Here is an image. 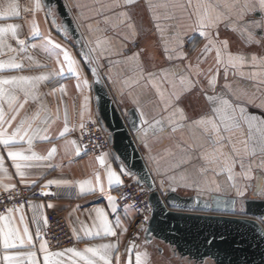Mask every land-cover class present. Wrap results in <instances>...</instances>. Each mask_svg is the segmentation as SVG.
<instances>
[{
    "label": "crops",
    "instance_id": "0c3cea01",
    "mask_svg": "<svg viewBox=\"0 0 264 264\" xmlns=\"http://www.w3.org/2000/svg\"><path fill=\"white\" fill-rule=\"evenodd\" d=\"M8 2L9 0H0V6ZM15 2L19 5V17L0 19V26L18 25L17 37L23 39L25 45H19L17 40L11 37V33L6 34L5 47L3 54H0V60L8 61L15 58L23 67L6 68L0 71V78L51 74L48 80L36 84L34 94L39 97L37 100L28 97L27 103H24L23 92L19 89L13 90L19 101L24 103V107L19 111L12 127L19 124L21 119L32 117L39 110L40 118L33 121L32 126L46 129L48 139L34 138L31 151L26 139L10 146L12 151H23L26 155L34 151L37 155L46 157L44 160L22 162L30 165L23 169L26 173V181L23 184L7 156L9 149L0 145V155L4 156L5 167L12 177L8 180L0 173V184L28 186L31 180H36L35 186H44L48 181L57 179L67 180L70 183L51 185L63 188L68 198L43 202L40 208L36 206L18 208L11 213L12 222L20 229L21 235L25 224L27 225L33 242L31 245L25 243L13 249H4L0 244V264H7L3 259L5 255L16 256V264H31L33 259H36L38 264H44V255L53 252H50L47 243V252L41 251L40 244L45 239L39 231V225L47 222L49 213H63L66 216L76 237V244L71 248L78 251H83L86 247L110 244L113 245L108 250L111 264H137V256H139V264H172V261L167 259L171 251L169 247L164 246L165 252L160 253L153 244L146 245L145 240L139 247L131 244L130 228L136 213L130 206H123L119 202V190L124 184L125 175L121 169L124 168L126 173L128 171L114 150L102 155H93L85 153L82 148V132L89 121L99 119V112L95 102L93 78L83 60L80 48L65 31L56 8L49 6L46 0H39L40 9H35L36 0H15ZM65 2L118 108L125 115L130 110L138 113L141 123L135 134L136 143L160 191H175L185 197L196 196L204 200H210L213 195L224 196L237 200L238 206L246 200H264V194H261L264 191V164L261 163L264 156L259 152L256 155H249L244 151L242 141L247 139L248 130L243 120L240 121L239 130L223 133L226 137L231 136L236 149L240 150V155H236L232 145L228 144L227 140L224 141L226 146L223 151L236 161L231 172L232 180L228 179L229 173L224 167L223 157L211 165L203 158L201 153L211 151L212 145L203 129L194 127L191 123L204 116H214L212 111L214 104L206 99V95L223 96L228 99L236 108L237 116H239V107H244L247 114L255 115L257 119L264 118V41L248 42L240 31H231L221 24L219 38L228 41V51L244 55L249 59L242 67L235 69L229 67L227 78L224 68L221 67L215 90L212 91L208 87L209 77L216 75L215 50L207 54L203 53L206 41L198 35L195 28L196 16L189 13L195 12L197 4L215 6L223 5L229 0H192V7L188 11L175 7L186 0H136V3L127 7L123 6L124 0H65ZM149 5L153 7L150 9ZM26 8L31 10L25 11ZM223 10L222 7L215 9V11ZM200 11L203 13L204 8ZM209 11L212 12L213 9ZM122 12H127L128 18L120 16ZM154 17L158 18L159 24L164 28L170 48L175 47V41L170 33L181 34L184 39L183 52L186 53V59L169 61L165 57L160 35L154 27L157 22ZM261 18H264V13L259 11L248 17L256 20ZM129 24L134 26L135 35ZM33 25L37 26L39 34L33 33ZM254 31L258 40L264 37V30L254 29ZM48 38L54 44L61 45V48L57 49L47 44ZM97 41H106L105 48H110L111 53L99 54L101 49L97 48ZM137 44L139 46L135 48ZM7 45H11L15 51H9ZM32 45L36 47L33 48ZM90 46L95 50H90ZM62 50H66L76 61L79 76L68 72L67 63L63 62ZM134 52L140 53L139 63L142 65L140 68L135 67V62L128 59ZM252 56L257 59L252 61L250 59ZM172 65L188 68L191 71V78L199 81V87L192 93L185 94L178 105L183 109L187 120L180 121L182 127H177L174 132L168 121L171 107L168 106L165 110L164 101L160 99L155 89L145 79H141V76L146 75L148 71L157 72ZM61 66L64 68L63 75H56ZM197 72L200 74L197 75ZM241 72L243 75H240ZM85 80L86 85L83 83ZM225 84L231 87L225 88ZM61 86L64 88L63 93L59 90ZM11 87L5 86L6 89ZM176 90H179V85ZM171 91L172 89L169 88V92ZM85 97H87L86 108L82 107L85 104ZM164 99H168V93L165 94ZM41 105L44 107L41 108ZM3 107L6 118L10 117L13 113L8 109L6 102ZM141 112L144 114L143 120L147 123L143 122ZM45 119L49 121L47 125L43 123ZM156 121L161 123L156 124ZM81 124L84 125L83 129L80 127ZM66 126L69 131L61 136ZM53 147L56 152L47 158L48 152ZM99 157L104 158L103 165L100 164ZM201 168H211L215 171L201 172ZM109 169L121 175L122 184L113 183L109 186L107 181ZM97 175L100 178L99 182ZM87 181L91 182L94 191L89 194L88 185L85 184V193L81 194L80 185ZM0 190L3 188L0 187ZM238 191H242L243 195H239ZM104 196L105 198L96 203L83 205L87 200ZM108 197L114 198L112 205L116 208L115 212L112 211ZM97 209H104L116 235H106L98 228ZM21 215L24 217V223L20 222ZM117 220L120 221L119 226L116 224ZM262 224L264 226V220ZM85 228L90 229L93 234L86 235ZM98 230L100 234L95 235ZM30 252L35 253V257L29 256ZM70 255L68 253L59 259L68 264ZM79 264H83V261H79Z\"/></svg>",
    "mask_w": 264,
    "mask_h": 264
},
{
    "label": "snow or ice",
    "instance_id": "6c2138e0",
    "mask_svg": "<svg viewBox=\"0 0 264 264\" xmlns=\"http://www.w3.org/2000/svg\"><path fill=\"white\" fill-rule=\"evenodd\" d=\"M136 3V0H124V7L131 6ZM41 5L39 0L35 2V9H40ZM150 9L153 7L149 5ZM175 7L188 11L189 8L192 7V0H186V2L179 3L175 5ZM223 8V11H215V9ZM204 8L203 13H201L200 9ZM195 12L189 13V15L196 16V25L195 28L198 31V35L206 41L205 47L203 49V53L207 54L212 50H215V60H216V75H212L208 79V87L212 91L215 90L217 76L219 74V69L221 67L224 68L225 78L228 75V69L231 67L235 69L237 67H242L244 63L247 62L249 58L245 57L241 54H233L228 51V41L220 40L219 38V28L220 25L226 29L231 31H240L241 35L251 43H261L264 41V37L261 39H257L256 32L254 29L264 30V18L260 20L256 19H248L250 14L256 13L259 11L260 13H264V0H229V2L224 3L223 5H200L197 4L195 6ZM209 9H213L212 12ZM31 9L26 8L25 11H30ZM19 5L15 2V0H9L6 5L0 6V19H6L9 17H19ZM120 16L128 18L127 12L120 13ZM157 22L154 24L157 33L160 35L161 42L163 44V52L165 57L169 61H174L177 59H186V53L183 52L184 39L179 33H170L172 38L175 41V47L170 48L168 46L169 41L165 36L164 28L159 24L158 18H155ZM18 25L9 24L7 26H0V54H3L4 38L6 34L11 33V37L17 40V43L21 46L25 45V41L23 39H18L16 29ZM129 28L132 29L133 34L135 35V29L132 24H129ZM59 30V29H58ZM32 31L34 34H39V30L36 25H33ZM191 40V37H189ZM107 42L97 41V48L101 49V53L99 54H110L111 49L105 48V44ZM135 43V41H133ZM47 44L52 45L54 48H61V45L54 44V42L48 38ZM33 48L36 45H32ZM9 51H15L12 49L11 45H7ZM22 50L23 47H22ZM90 50L94 51L95 49ZM63 51V62L67 63L68 72L74 73L79 76L76 67V61L72 59L69 53L66 50ZM98 54V55H99ZM139 52H134L131 57L128 59L135 62V67L140 68L142 65L139 63ZM31 59V57H29ZM252 61H255L257 57L252 56L250 58ZM85 61L90 62L88 60L87 55H85ZM59 62V61H58ZM111 63V61H110ZM39 66V65H38ZM23 65L17 63L15 58H11L8 61L0 60V71L4 69H20ZM94 76L97 75V68L93 67L90 69ZM64 68L61 66L60 70L56 73V75H63ZM187 73V74H185ZM200 73L197 72V75ZM51 74L48 75H39V76H13L9 78H0V145H3L5 149H9L7 151L8 158L12 161L13 167L15 168L16 174L20 177L21 183H25L26 181V173L23 171L25 167H29L30 165H26V161L33 160H44L46 157L37 155L34 151L31 152L30 155L24 154L23 151H12L10 149L11 145L17 144L21 141H25L29 145V151H31V146L33 143V139L39 137L41 139L47 140L48 136L46 134V129H42L40 127H33L32 122L40 118V111L37 110L32 117H25L21 119L19 124H17L14 128L12 124L16 121L17 116L19 115V111L24 107V103H27V98L32 97L34 100L39 99L37 95H35L36 84L41 81H46L50 78ZM240 75H243L241 72ZM141 79H145L146 82L155 89L157 95L161 100L164 101L165 110L167 107H171V113L168 116V121L172 125V131H176L177 127H182L180 121L187 120L186 115L182 108H179L178 105L185 94H190L195 91L199 87V81L191 78V71L188 68H181L179 65H172L171 67L161 68L157 72L148 71L146 75H142ZM99 82V81H97ZM138 82V81H137ZM85 85L87 81L83 82ZM126 84L128 82H125ZM12 86L11 89H6L5 86ZM177 85H179V90L177 89ZM79 88L80 85L78 84ZM225 88H230L231 86L225 84ZM169 88L172 89L169 92ZM14 89H19L23 92L25 97L24 103L19 101L18 96L13 91ZM62 93L64 92L63 86L59 89ZM168 93V99L165 100V94ZM206 99L211 101L214 104L212 109L214 116H204L200 119L192 121V125L194 127H201L204 133L207 134L209 143L212 145L211 151L202 152L201 155L204 159L209 162V165L216 163L219 161L221 157L224 158V167L228 171V179L232 180V168L235 166L236 161L226 154L223 149L225 148L224 141L227 140L228 144L232 145V150L236 155H240V150L236 149L235 143L233 142L231 136H224L223 133H231L234 130H239L241 128L240 121L243 120V123L247 125V139L242 141L244 144V151L249 155H256L259 152L262 156H264V118L257 119L255 115L247 114L246 109L244 107H239V116L236 115V108L232 106L228 99L223 98V96H207ZM7 103L8 109L13 114L6 118L5 109L3 107L4 103ZM250 103L252 101H249ZM44 105H41L43 108ZM82 107H87V97H85V104ZM143 112H141V117L143 120ZM144 123H147L146 120H143ZM45 125L49 123L47 119L43 121ZM161 121H156V124H160ZM80 127L83 129L84 125L81 124ZM69 131L66 126L61 132V136H64ZM74 143V142H73ZM56 152L55 147H53L48 152V157L50 158ZM77 154H79V148H77ZM99 162L101 165L104 164V158L99 157ZM261 163L264 164V159L261 160ZM244 165L241 162V168ZM215 171L214 169L201 168V172L205 171ZM121 172L124 174L126 170L124 168L121 169ZM0 173L3 174V178L11 180V176L8 174V170L5 167L4 156L0 155ZM99 175H97V182H99ZM175 179L174 177L172 178ZM183 179V177L181 178ZM107 181L109 186L113 183L120 185L122 184L121 175H118L115 171L109 169L107 172ZM70 182L67 180H50L44 186H42V195H46L48 193L43 191V188H47L51 185H67ZM36 180H31L28 186H35ZM85 184L88 185L87 192L91 194L94 189L91 187V182H83L80 185L81 194L85 193ZM0 187L3 188L4 191L9 192V199L12 198L11 192L15 189V185L10 184H0ZM103 189L101 188V191ZM259 190V189H258ZM239 195H243L242 191H238ZM264 194V191L261 192ZM110 205H112L113 197H108ZM52 205H49L51 207ZM17 209H8L7 212L9 215H0V244L3 245L4 249H13L18 246H23L25 243L32 244L33 237L29 233V229L25 224L23 228V235H21V231L18 227L13 224V217L11 213L16 211ZM112 211L115 212L116 208L112 205ZM97 217L99 219V229H102L106 235H116L113 230L111 224L108 221V218L105 214L104 209L96 210ZM20 222L24 223V217L21 215ZM46 223V221H45ZM117 226H119L120 221H116ZM75 231V230H74ZM86 235H92L90 229H84ZM95 235H99V230L94 233ZM37 237H39V232H37ZM26 238V239H25ZM46 241L40 244L41 251L47 252ZM113 245L105 244L100 245L98 247H86L83 251H78L75 248H69L64 250L63 252L56 253H48L44 255V264H65V262L60 257H64L66 254L70 253L68 259V264H79V261H83V264H111L109 260V252ZM29 256L35 257V253H28ZM55 257V259H53ZM78 258V259H77ZM4 261L7 264H16L17 257L16 256H8L5 255L3 257ZM31 264H38L36 259L31 261ZM137 264H139V256H137Z\"/></svg>",
    "mask_w": 264,
    "mask_h": 264
},
{
    "label": "water",
    "instance_id": "95a60500",
    "mask_svg": "<svg viewBox=\"0 0 264 264\" xmlns=\"http://www.w3.org/2000/svg\"><path fill=\"white\" fill-rule=\"evenodd\" d=\"M56 8L63 27L80 48L92 75L99 120L109 132L113 150L127 173L151 192V218L145 231V244H158L159 252L169 247L176 257L195 263L264 264V200L235 199L213 195L210 200L160 191L136 143L140 117L135 110L127 115L118 108L98 66L88 51L65 0H46ZM87 55L90 62L85 61ZM97 68L94 76L91 68ZM99 81V82H97ZM165 246V247H164Z\"/></svg>",
    "mask_w": 264,
    "mask_h": 264
},
{
    "label": "built area",
    "instance_id": "2783aa9c",
    "mask_svg": "<svg viewBox=\"0 0 264 264\" xmlns=\"http://www.w3.org/2000/svg\"><path fill=\"white\" fill-rule=\"evenodd\" d=\"M139 45L137 44L135 48ZM82 148L85 153L102 155L112 151L113 146L109 132L104 128L98 118L89 121L81 136ZM42 185L16 186L11 192L0 190V215L8 214V209L40 208L43 202H52L66 196L63 188L49 186L43 188L48 193L41 194ZM151 192L139 184L135 175H124V184L119 190V202L123 206H130L136 213V217L130 228V241L135 247H139L144 241L148 221L151 218L152 207L150 203ZM104 197L83 202L84 206L91 205ZM39 231L49 246L50 252L56 253L73 247L76 237L70 223L63 213H49L47 222L39 225Z\"/></svg>",
    "mask_w": 264,
    "mask_h": 264
},
{
    "label": "flooded vegetation",
    "instance_id": "af4514ba",
    "mask_svg": "<svg viewBox=\"0 0 264 264\" xmlns=\"http://www.w3.org/2000/svg\"><path fill=\"white\" fill-rule=\"evenodd\" d=\"M158 244H160L161 245V243H159V242H155L153 245L156 247V249H158L159 250V248H158ZM173 257V258H172ZM169 258V260L170 261H179V263L178 264H214V262L213 261H211V260H207V261H205V262H203V263H195V262H192V261H190L189 259H181V258H179V257H176L175 256V254L173 253V252H171V251H169V253H168V257H167V259Z\"/></svg>",
    "mask_w": 264,
    "mask_h": 264
},
{
    "label": "rangeland",
    "instance_id": "374dc122",
    "mask_svg": "<svg viewBox=\"0 0 264 264\" xmlns=\"http://www.w3.org/2000/svg\"><path fill=\"white\" fill-rule=\"evenodd\" d=\"M151 245H152V244H151ZM178 263H179V261H177V260L172 262V264H178ZM160 264H163V263H160ZM169 264H170V263H169Z\"/></svg>",
    "mask_w": 264,
    "mask_h": 264
},
{
    "label": "trees",
    "instance_id": "16d2710c",
    "mask_svg": "<svg viewBox=\"0 0 264 264\" xmlns=\"http://www.w3.org/2000/svg\"><path fill=\"white\" fill-rule=\"evenodd\" d=\"M143 186V185H142Z\"/></svg>",
    "mask_w": 264,
    "mask_h": 264
}]
</instances>
